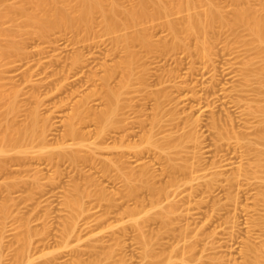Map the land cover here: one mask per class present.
Wrapping results in <instances>:
<instances>
[{"label":"rangeland","instance_id":"1","mask_svg":"<svg viewBox=\"0 0 264 264\" xmlns=\"http://www.w3.org/2000/svg\"><path fill=\"white\" fill-rule=\"evenodd\" d=\"M117 1L121 11L139 8ZM158 2L168 0L148 2L149 14ZM215 8L222 22L200 36L184 31L187 16L208 12L200 2L113 35L96 13L86 41L61 30L24 35L0 19V48L8 40L21 48L0 60V134L39 115L37 135L0 155V264H256L264 256V49L247 26H232L240 11L262 14L264 0ZM137 31L149 45H130V76L115 40ZM109 90L124 107L113 119L119 131L94 122ZM13 101L18 113L8 115ZM141 121L170 144L168 154L128 155L139 139H121L141 136L133 128ZM71 125L77 136H68ZM122 154L129 168L146 169L155 193L139 184L130 191L117 167Z\"/></svg>","mask_w":264,"mask_h":264},{"label":"bare ground","instance_id":"2","mask_svg":"<svg viewBox=\"0 0 264 264\" xmlns=\"http://www.w3.org/2000/svg\"><path fill=\"white\" fill-rule=\"evenodd\" d=\"M9 1L11 0H0V8H1L0 10H2L3 5H5L4 6L5 9L3 10H6L7 8L4 14H3L4 11L3 12L0 11V19L4 18V19H7L8 21L10 20L9 22H12L13 24L18 23V25L22 28L18 30H20L21 32L23 31L24 35L28 34V32H30L31 29H35L39 34L43 36L53 31L61 30V31L74 32L75 34L79 36L80 39L84 41H86L85 39L92 31V26L94 23L93 19L96 13L101 14L103 32L107 35H113L117 32L119 33V31L123 32L125 30H128V29L130 30L131 28H135L136 26L138 27L139 23L141 24L142 21L148 18H157V16H162V19H163V16L164 18L167 17V15L170 16L171 15L170 12H174V10L183 11L184 9V11L186 10L188 12H191L196 9L197 3L199 2H200V5L201 3H204L208 7V12L205 15L191 14L187 16L186 18L187 20H185L186 25H185L184 31L188 36L203 35L204 33H207L208 30H210L214 26L216 21L219 20L222 22L221 16L215 8V3L218 0H168V3L158 2L157 4L154 5L155 7H153L155 10L153 14L148 13L149 11H148L147 4L148 2L151 3V0H138L139 8L134 9V10H132L131 8L128 11H121L118 6L117 0H21L22 2L21 7H17V6L13 7L12 5L8 3ZM107 2H108V5H107ZM119 16L121 17L123 16V17L119 19ZM171 17H173V15ZM2 21L5 22L4 20ZM170 22H167V23L165 22L166 26L169 29V31L172 32L173 36L177 38V33H176L177 24L175 25L174 22L173 23H170ZM238 25L247 26L248 30L250 31L255 41L264 49V12L262 14H259L258 16L257 15L252 16L250 10L240 11L237 14L236 20L234 21L232 26L236 27ZM2 29H3V26H2ZM2 29L0 28V34L2 33L1 32ZM2 31H4V29ZM4 33L6 34L7 32L5 31ZM4 33L2 34L3 35L2 38L5 37ZM130 33L131 32H129V34ZM121 34L119 37L116 38L115 42L117 45L121 44L127 52L126 59L123 62V65H124L123 67L127 68L128 72H130L128 73V75L130 74L131 76L132 67H133L134 62L136 61L137 56L134 52L130 50V45L138 41V42H141L143 45L148 46L149 41L143 36L142 31L141 32L137 31V33L135 32L134 35H131L133 34L131 33L130 35L125 34L121 36ZM7 35H10V34H7ZM13 35L14 34L12 33V36ZM9 38L10 37L8 36L5 39L8 40ZM26 38L27 37H25V39ZM9 41L11 40L7 41V44L9 43L8 46L5 45L4 47L0 48V60L1 58L12 57L16 54L18 55L19 53L21 54V48L19 44L18 45L15 43L12 44L13 41L12 43ZM14 42H16V40ZM173 47L174 46H172V48ZM202 50H204V48ZM262 71H264V67L262 68ZM110 76L112 77L111 74ZM108 79L109 77L104 78V80H107V81ZM107 92L108 93L106 94L109 100L108 101L109 105L106 106V110H103V112H100L99 115L98 114L94 115L95 120L94 119L93 120L94 122L97 121V123L103 124L104 126L103 128H105L104 130H106L108 127L113 128V126H117L116 129H118L117 131H119L122 129V127L119 126L121 124L120 123L121 120L120 121L118 120L119 122L114 120L115 122H113V119L116 116L120 115V113H122V111L124 110V107L123 105L120 104V98H119L120 94H117L111 90ZM3 95L1 97H3ZM90 97H88L85 101L81 103L82 106L87 104ZM2 99L4 98H1V100ZM18 110H19L18 104H16V102L13 101L8 105L7 114L15 115L16 113H18ZM261 110H259V113L261 112L260 114H262L263 112V115H264V108ZM38 117L39 115L37 111H33L31 115V121L27 124V126L23 130H20V131L13 130L12 132H10V134H8L7 132L2 135L0 134V155H3L13 149H21L22 144L26 139L35 137L39 130L38 129L39 128L38 127L39 126ZM138 117H139V114H138ZM138 117L136 118L138 119ZM122 123L124 122L122 121ZM135 124H137V126L135 125L133 128L135 129L138 128V130L141 129V131L145 129V126L142 123V121L137 122ZM156 126H158V124ZM12 127L13 126L11 124H8L7 130L12 129ZM124 128L126 127L123 126V129ZM127 130L129 129H126V132ZM124 131L125 130H123V132ZM142 132L143 134L141 136H138L136 132L132 134L131 133H126L125 135L123 134L124 139L122 138L121 142L125 140L126 137L129 139L138 137L139 139V142H134L132 144L130 143L127 146L130 149L134 150L132 154H128V155H133L132 157L135 158L137 161H139L144 157V154L146 155V152L148 153L149 149L148 151H146L147 150L146 148H150V147H156L162 153L167 152L168 154V150L170 149V146H169L170 144H168L167 142L166 143L164 142L163 144L162 142H159L156 140V137L159 132L154 133L153 131H149V130L148 131L144 130ZM77 135H78V132L75 126L71 125V127H69L68 136H77ZM262 138L264 139V136H262L261 139ZM119 156L120 157L117 161V167L120 171V174L123 180L126 182V184L128 186H132L131 188H129L131 189L130 191L137 192L136 189H138L139 185L141 186V188L145 187V189L150 190L151 193L152 192L155 193L157 191L155 190L156 188L154 187V184L152 185L151 182H149L150 178L148 177L149 175L146 172V169H139V170L131 169L127 166L128 161L123 160L125 159L126 155L122 154ZM106 168L109 169L108 167ZM103 170L106 171L105 169ZM171 170L174 171L173 169ZM136 184H139V185L137 186ZM142 184L144 186H142ZM135 186L136 188H134ZM256 264H264V256H259L258 259L256 260Z\"/></svg>","mask_w":264,"mask_h":264}]
</instances>
